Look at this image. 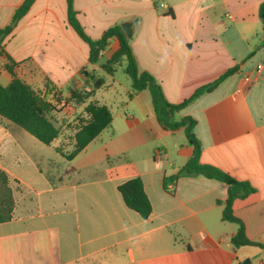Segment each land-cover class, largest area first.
Masks as SVG:
<instances>
[{
	"label": "crops",
	"instance_id": "crops-1",
	"mask_svg": "<svg viewBox=\"0 0 264 264\" xmlns=\"http://www.w3.org/2000/svg\"><path fill=\"white\" fill-rule=\"evenodd\" d=\"M26 0H0V29ZM264 0H74L85 32L98 40L111 27L137 21L129 39L139 70L151 73L166 99L178 104L228 70L236 72L171 118L196 121L200 163L254 192L233 202L251 241L234 248L239 225L224 221L226 182L177 175L193 156L185 129L160 124L149 90L132 97V83L116 97V74L102 65L119 47L111 38L94 64L90 48L71 27L66 0H35L3 41L0 83L16 76L55 102V119L73 122L87 104L66 102L75 90L94 91L113 120L74 159L61 134L44 145L0 116V170L11 180L13 218L0 223V264H264ZM227 18L230 22H220ZM221 23L222 28L219 27ZM94 77V78H92ZM86 116V114H85ZM76 132V131H75ZM62 165V169H60ZM140 178L152 204L143 218L118 190ZM222 203V204H221Z\"/></svg>",
	"mask_w": 264,
	"mask_h": 264
},
{
	"label": "trees",
	"instance_id": "trees-1",
	"mask_svg": "<svg viewBox=\"0 0 264 264\" xmlns=\"http://www.w3.org/2000/svg\"><path fill=\"white\" fill-rule=\"evenodd\" d=\"M66 1L68 20L71 27L89 45V62L91 64L96 63L100 54L108 47L111 38L118 39L119 47L112 57L102 65L103 71L107 75H114L122 66L123 61L126 60L125 73L132 81L133 90V93L129 96L132 97L139 92L149 90L153 97L158 120L163 128L168 130L185 129L189 143L193 147V156L179 170L177 175L165 178V188L169 189V185L173 184L181 176L204 175L226 182L229 185V190L227 200L224 203L222 218L224 221L239 225V230L232 239L233 247L239 248L247 245L263 246L258 242L248 239L243 222L233 212V202L235 199L254 192V188L246 182L236 180L216 167L200 163L202 147L200 141L194 134L196 121L193 118L184 117L177 122L171 121L175 113L185 108L199 96L213 91L227 77L235 73L236 68L228 70L213 83L199 87L190 98L183 102L178 104L170 103L166 99L162 87L155 77L147 71L141 72L139 70L130 40L124 34L121 26L111 27L104 32L100 39L93 40L87 35L77 18L74 0ZM34 2L35 0H26L15 11L11 23L0 29L1 55L5 53L3 50L4 39L13 32L18 22L29 12ZM259 17L263 21L264 26V2L259 7ZM6 67L13 78L7 86H3L0 83V116L27 131L40 143L51 145L61 134L60 127L57 125L55 119V114L58 112L56 103L60 99L57 98L55 101L45 99L34 91L30 85L16 76L13 65L8 64ZM104 82V79L101 78L96 81L92 90H75L72 92L71 97L66 99V102H73L77 105L87 104L84 109L87 118L81 120L77 127L73 137V150L67 154L62 152V148H56L57 152L62 153L67 160L74 159L89 143L109 128L112 123L113 116L110 108L104 104H100L98 101H90L94 91L104 85ZM118 190L128 208L134 210L143 218H148L151 215L153 210L152 204L140 178H133L124 182L118 187ZM14 207L15 198L11 187V180L5 171L0 170V223L12 220Z\"/></svg>",
	"mask_w": 264,
	"mask_h": 264
},
{
	"label": "rangeland",
	"instance_id": "rangeland-1",
	"mask_svg": "<svg viewBox=\"0 0 264 264\" xmlns=\"http://www.w3.org/2000/svg\"><path fill=\"white\" fill-rule=\"evenodd\" d=\"M220 22L223 23H229L230 21L225 18L222 19ZM219 27L222 28L221 23H219ZM127 65V61L124 60L122 66L119 68L116 77L119 81L120 85L118 86V93H116L117 99H119V95L123 94L126 90V87L129 86V83H132L130 77L125 73V67ZM92 101L100 100V95L96 94ZM79 114L76 115V119L73 122H64V120L56 119L57 125L60 127L61 131V140L59 142L60 148H62L63 153H70L73 150L74 147V141L73 137L75 134V131L77 130V127L81 120H85L87 116H85V112H78ZM62 165H60V169H62Z\"/></svg>",
	"mask_w": 264,
	"mask_h": 264
},
{
	"label": "water",
	"instance_id": "water-1",
	"mask_svg": "<svg viewBox=\"0 0 264 264\" xmlns=\"http://www.w3.org/2000/svg\"><path fill=\"white\" fill-rule=\"evenodd\" d=\"M136 24L137 21L124 22L123 24H121V28L128 39H130L133 36ZM250 263L251 260L247 259L245 261L239 262L238 264H250Z\"/></svg>",
	"mask_w": 264,
	"mask_h": 264
},
{
	"label": "built area",
	"instance_id": "built-area-1",
	"mask_svg": "<svg viewBox=\"0 0 264 264\" xmlns=\"http://www.w3.org/2000/svg\"><path fill=\"white\" fill-rule=\"evenodd\" d=\"M1 55V54H0ZM6 67V66H5ZM263 68H264V65L263 64H259L258 66H257V73H259V72H261L262 70H263Z\"/></svg>",
	"mask_w": 264,
	"mask_h": 264
}]
</instances>
